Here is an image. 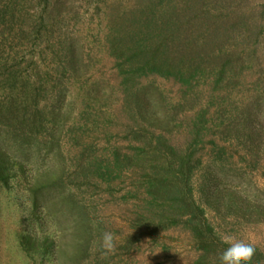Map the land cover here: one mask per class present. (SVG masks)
Returning a JSON list of instances; mask_svg holds the SVG:
<instances>
[{
    "label": "rangeland",
    "instance_id": "374dc122",
    "mask_svg": "<svg viewBox=\"0 0 264 264\" xmlns=\"http://www.w3.org/2000/svg\"><path fill=\"white\" fill-rule=\"evenodd\" d=\"M140 1L0 0V99L10 94L5 79L13 76L16 105L39 107L36 146L28 152L12 143L6 131L13 128L0 129V142L8 145L10 157L7 181L0 180V264H219V250L201 258L204 253L185 223L187 217L170 224L161 216V203H151L141 161L121 163L111 176L96 173L99 165L111 167L113 149L127 155L139 152L146 143L143 136L133 135L138 125L164 136L178 150L191 144L194 111L180 114L177 127L168 132L123 108L121 78L106 46L107 16L136 9ZM241 4L255 13L264 31V0ZM68 44L78 48L83 62L79 78L64 71L62 48ZM255 47L254 66L239 79L235 101L241 106L233 110L239 117L234 123L241 127L245 99L250 102L258 93L263 100L258 109L249 108L255 116L245 127L259 130L261 125L264 130V33ZM149 80L173 101L179 97L174 82L156 76ZM52 112L60 113L53 123ZM27 131L24 126L18 135ZM213 133H205L196 153L202 164L190 184L194 200L217 240L227 247L228 237L254 243V264H264V214L257 211L264 210V142L248 151L240 142ZM50 135L56 140L48 152ZM212 137L225 147L222 161L211 154ZM52 171H58V180L39 196L43 204L35 206V177ZM65 198L80 212L63 207ZM83 217L87 234L80 248L74 242L73 219ZM105 231L116 237L115 251L107 254L101 247Z\"/></svg>",
    "mask_w": 264,
    "mask_h": 264
},
{
    "label": "trees",
    "instance_id": "16d2710c",
    "mask_svg": "<svg viewBox=\"0 0 264 264\" xmlns=\"http://www.w3.org/2000/svg\"><path fill=\"white\" fill-rule=\"evenodd\" d=\"M241 3L242 0H141L136 9L124 8L115 15L107 16L106 46L121 78L119 90L124 96L123 108L129 113L136 111V116L144 123L153 122L168 132L177 127L180 114L186 111L194 113L189 124L191 144L185 150L176 149L164 136L147 133L144 125H138L133 135L143 136L146 143L138 149L139 152L127 155L113 149L112 171L111 167L99 165L96 173L100 178L111 176L121 163L141 161L145 167L144 176L151 203H161V216L170 224L177 225L183 217H187L185 223L204 253L201 258L216 256L217 250L221 253L227 248L213 236V229L204 218L202 208L196 204L190 185L202 164L196 153L206 137L205 133L222 134L223 140L240 142L248 151L259 149L264 142L261 125L259 130L245 127L255 116L249 108L255 106L258 109L263 100L262 94L255 93L250 102L246 98L245 104L240 103L244 105V119L240 128L234 123V117H239L233 110L241 106L239 100L235 101L239 93L236 92L239 79L254 66L255 44L264 33L261 24L254 20L255 13L243 8ZM59 5L63 6L60 3L54 8ZM58 14L61 15V12L58 11ZM62 51L64 71L79 78L83 62L78 48L68 44L63 46ZM153 76L179 86L176 101L149 80ZM5 82L10 94L0 99V129L13 128L6 131L11 133L12 143L28 152L36 146L33 131L38 127L35 120L39 107L34 105L29 108L26 103L24 107L17 106L16 96L19 94L14 91L17 89V77H8ZM59 115V112L51 113L52 123L59 119ZM24 126L28 127V131L20 137L18 131ZM49 137H52V142L45 148L51 152L56 139L53 135ZM208 145L211 154L222 161L225 147L220 145L219 140L212 137ZM8 151V145L1 141L0 180L3 183L9 175ZM219 168L223 169L221 165ZM58 174V171H52L35 177L32 188L35 206L41 203L39 196L43 190L47 192L53 188ZM61 202L70 212H80L79 206L71 204L67 198ZM257 211L264 214L262 209ZM85 222L84 217L73 219L74 242L80 248L84 246L87 234Z\"/></svg>",
    "mask_w": 264,
    "mask_h": 264
},
{
    "label": "clouds",
    "instance_id": "9594fccd",
    "mask_svg": "<svg viewBox=\"0 0 264 264\" xmlns=\"http://www.w3.org/2000/svg\"><path fill=\"white\" fill-rule=\"evenodd\" d=\"M228 247L219 254V264H251L257 252L254 243L244 239L228 237ZM101 247L105 254L115 251L116 237L111 231H105L101 236Z\"/></svg>",
    "mask_w": 264,
    "mask_h": 264
}]
</instances>
